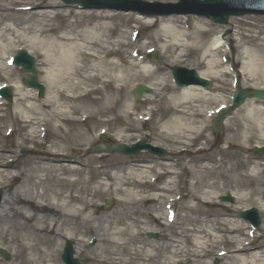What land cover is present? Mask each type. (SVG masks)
<instances>
[{"label":"bare ground","instance_id":"1","mask_svg":"<svg viewBox=\"0 0 264 264\" xmlns=\"http://www.w3.org/2000/svg\"><path fill=\"white\" fill-rule=\"evenodd\" d=\"M0 1V58L7 62L12 50L19 48V45L15 46L16 43L28 46L29 52H41L42 67L39 65V70L41 80L45 81L47 87L43 102L35 99L34 90L22 92L19 82H16L13 86L18 95L12 101L15 117L11 123L20 122L27 129L22 143L27 139L36 142L48 129L54 132V140L29 165H22L14 174L13 171L0 169V178L3 179H0V183L5 182L8 188L0 201V237L13 246L15 255L28 264H56L55 239L58 235L69 239L103 229L104 235L100 242L104 246L98 254L87 258L90 264H181L182 257L190 259L192 264H212L213 260H216V264H264V227L262 242L253 246L256 248L254 251H250L253 232L248 231V222L230 219L227 213L220 210L211 212L202 207L199 210L197 206L185 205L186 214L181 218V223L177 222V215L172 223L167 222L170 207L178 200L174 197L178 194V167L170 159L155 158V163L125 158L109 160L99 169L107 182L99 180L102 179L100 177L96 180L84 178L82 168L64 162L71 146L77 145L78 150L82 146L81 141L87 142L82 131L75 133L67 129L68 123L81 124L88 118L108 115L113 109H117L120 113L118 117L125 120L124 125L116 127L114 138L129 143L140 127L131 123L133 112L127 102L126 90L135 80L151 78H156V86H152L154 96L148 99L151 105L146 114L164 120L159 125L160 134L173 144L188 149V142L199 139L207 129L203 121L197 120L199 115H206L208 110L200 109L201 106L196 103L206 92L203 88L171 87L166 78L157 73V69L141 65L143 61L137 57L140 52L137 42L128 37H123L122 41L109 40L105 31L110 33L114 28L107 26L106 15L96 13L85 21H69L62 11H55L61 6V1L51 5L52 0H47V4L41 5L46 0H33L35 6L39 7L38 11H33L37 18L32 24L25 21L20 27L21 24L15 21L16 9L13 4L22 0ZM58 15L68 20L63 27L53 24ZM162 20L166 22V19ZM195 25L192 32L182 33L181 39L179 35L172 43L166 41L161 46L163 56H183V50L176 53L182 46L201 50V55L208 58L213 50L230 40L229 36L222 38L218 35L204 47L207 40L204 39L202 28L205 24L196 21ZM162 29L165 33H172V36L177 35L174 27L168 23L162 25ZM156 40L161 41V37L157 35ZM131 46L134 47L131 51H123V60L109 58L112 52L122 53L120 47ZM170 62L175 63L177 60ZM205 62L208 68L216 64L212 57ZM258 64L249 61L245 70L253 74ZM1 69H6L2 61ZM237 71L243 73V70ZM199 73L205 78L218 76L211 69ZM82 101L86 107L83 103L76 106L77 102ZM113 120L106 119L102 123L110 125ZM224 124L228 131L226 142L229 144H233L234 140L244 144L253 138L264 139V111L256 107L248 108L244 115L227 122L225 120ZM8 131L9 128L5 127L2 134ZM10 158V155L0 152V163ZM19 161L17 158L16 164ZM208 161L212 163L208 164ZM77 163L83 165L81 161ZM199 163L194 166L187 161L182 165L194 177L186 200L209 199L217 204L216 200L213 201L217 195L210 189L217 188L218 184L206 182V179L218 174L217 178L223 177L235 185L239 192L234 195L236 200L256 197L259 201L255 205L264 213L263 159H243L235 166H226L223 162L214 164L209 157L200 159ZM160 176H167L168 179L156 186ZM199 178L202 180L199 185L208 189L200 195L196 191ZM18 179V184L12 188V182ZM105 194L117 196L118 208L109 214L98 213L96 207V199ZM19 199L28 200L31 205L17 207L16 201ZM150 202L159 204L153 214L147 207H140ZM40 208H45L47 214L40 213ZM148 214L156 219L161 218L167 228L179 226V239L169 237L160 246L151 245L142 237L146 232L153 231L146 219ZM79 241L83 242L82 239ZM84 251L79 250L77 253L82 254Z\"/></svg>","mask_w":264,"mask_h":264},{"label":"rangeland","instance_id":"2","mask_svg":"<svg viewBox=\"0 0 264 264\" xmlns=\"http://www.w3.org/2000/svg\"><path fill=\"white\" fill-rule=\"evenodd\" d=\"M33 0H22L16 1L13 4V7H15V21L21 26L24 25L25 21H28L29 23H33L34 20H36V15H33V11H38V6H35V4L32 2ZM148 1H161V2H174L176 0H148ZM47 0L43 1L41 5L47 4ZM51 5H55L58 0H52ZM0 4L2 2L0 1ZM61 6L58 8H55V11H62L63 15H67L69 17V21L73 19H81V20H87L88 17H94L96 13H100L101 16L106 15L108 17L107 26L114 30H112L110 33L105 31L106 35L108 36L110 41L115 40H124L123 37H132L133 41L137 42L136 45L140 47V52L138 57L143 61L140 62L141 65H147L150 69H157V73L161 76L165 77L168 81L169 85L171 87L176 86L173 84L170 78V71L172 66H184L186 68H193L196 69L199 72H204L205 69H211L213 72L217 73L218 76L214 78H209L213 85L209 91L200 92L204 93L201 98H199L196 102L198 106H201L200 109H208L211 110V115L208 121L206 122L205 115L202 113L198 116L197 120L203 121V124L207 126V129L203 133V135L195 140V141H189V147L188 149H184L183 146L173 144L168 138L165 136H162L160 133V126L164 120H160L159 116H151L149 120L143 121V119L139 120L137 122L138 117H143L144 114L147 113V110L150 108V103L148 102L150 98L154 96V91L152 89V86L156 83V78L151 79H142V80H135L129 88L126 90L127 94V102L129 103L130 111L133 112L131 114V123L135 126L140 127V133L142 136H145L148 139V142L155 144L157 146H160L168 152H170L171 157L166 156L167 158H171V163L175 164L177 168V172L179 173L178 178L176 179V182L178 183L177 191L180 192L182 195V200L175 203V207L177 209V212L179 214L180 223L182 222V217L186 214V210L183 206L185 205H191V206H197L200 210V207L210 210L211 212H214L216 210H220L224 213H227L229 215L228 217L235 220H241L237 217V212L239 210L242 211V209L248 208L250 206H256L255 202H258L256 197H250V199H242V200H236L234 195H237L238 190L235 187L233 183L227 182L223 177L217 178L215 174L213 177H209L206 179V182H216L217 188L210 189V191L216 193L217 195L216 203H213L211 201H208L209 199H194L192 201L185 200V197H188L190 195V186L191 183L194 181V177H192L191 173L187 168H184L182 165H184L185 162L190 161V165L198 166L200 159L202 158H209L211 157L214 161V164L217 163H226V166H235L238 164L240 160L243 159H251L256 160L257 154L254 152H251V148H253L254 145L257 143H263L264 145V139L261 138H253L252 140L248 141L247 143H242L237 140H234L232 143L229 144L226 141V137L228 136V131L225 127V121L223 122V129L221 132V135L218 139V141H215V133L213 131V127L211 125V117L213 116V112L216 110V108L220 105V103L225 102V105H227L230 101V96L234 92L232 87V82L234 79V74L231 69L229 68V54L226 46H222L216 50H213V54H209L208 58L212 57L213 60H215L216 64L212 67H207L206 62L208 58L203 57L201 50H192V48L185 49L182 46L177 50L178 52L185 53L183 56L178 57L176 55L165 57L163 56V49L161 46L164 43L167 42H173L176 37L182 38L181 34L184 32H192L194 28L196 27V21H202L204 22V27L202 28L204 39L207 40L204 47L208 44V41L213 38L217 37L224 32L226 36H229L230 38V46H232V51L234 52V66L237 67L240 70H243V73L241 72V86L243 88H264V16L259 15H244V16H234L230 17L228 20L227 25H217L210 21V19L198 17V16H170V17H146L138 15L137 13L133 12H123V11H114V10H107V9H80L77 7L76 4L66 6L61 1ZM18 8H23L18 9ZM25 8V9H24ZM53 8V7H51ZM19 11H22V13H19ZM25 13V14H24ZM29 15V16H28ZM61 16L60 18H58ZM56 16L53 20V24L55 26L63 27L68 20L62 15ZM166 19V22H164ZM165 23L170 24L172 27H174L175 33L177 35L172 36V33H165L162 29V25ZM137 32V33H136ZM159 35L161 37V41H157L156 37ZM167 41V42H166ZM19 45V48L28 50V46L23 45L22 43H16L15 46ZM18 48V49H19ZM113 48H116L113 46ZM134 47H120L119 49L121 52H112L111 55H109V58L115 61L123 60V51H131ZM16 49V47H15ZM12 50V55L16 54L17 50ZM185 49V50H184ZM154 50L157 54L156 59L152 61L150 59L149 51ZM35 57V64H36V75L39 82L43 83L45 86L44 95L42 98H38L37 91H35V99L38 101H43L46 99L47 95V87L45 81L41 80V70H39L40 59H41V52L35 51L30 52ZM10 55V54H9ZM177 60L175 63H171L170 61ZM0 61H2L3 66H5L6 69L0 70V84L4 83L9 85L12 88L13 93V100L18 95V92L15 91L14 86L16 82H19L20 87L22 88V92L26 93L29 92V88L26 90L25 85L22 83L21 80L26 76V73L21 71L20 67H14L7 65V62H3L4 59L0 58ZM252 61V62H259L258 66H256L255 72L253 74L248 73L246 69V63ZM139 63V62H134ZM42 67V66H41ZM135 84H143L150 87V93L146 94L145 100L143 99L142 104L135 103L134 100V86ZM156 86V85H154ZM33 90V89H30ZM31 92V91H30ZM92 95V94H91ZM143 98V97H142ZM43 99V100H42ZM10 103H4L0 106V152H5V154H8L11 156L10 159H5L0 163V169H3V171H13V174L17 172V169H21L22 165H29L33 159L37 156H40L43 152L46 146L54 140V132L52 129L46 130V134L44 138H38L36 142H32V140H26L25 142H21L23 138L26 136L27 129L22 127V124L20 122H11L13 121L15 117V107L13 102ZM83 103H86L84 101L77 102L76 106ZM256 107L258 109H261L264 111V100H256V99H248L246 102L239 107L237 110L231 111L228 116L226 117V122L229 119H232L234 117H239L241 115H244L248 108ZM204 112V111H203ZM119 111L117 109H113V111L108 115H98L92 118H88L85 122H81V124H73L68 123L66 126L67 129H70L72 132H80L82 131L87 138V142L81 141L82 146L77 150V145H73L70 147V152L68 153V156L65 157V163L71 166H75L79 169H83L82 175L84 178L91 177V179L96 180L98 177L102 178L99 180L107 182L104 177L100 174V167L103 165V163L109 161V160H120L122 158L125 159H136L137 160H149L157 162L154 158L150 157L145 152H141L137 156H126L118 153H110V154H104L100 157H96L94 153H91L88 150H84V144H87V146H94L96 144H102L103 146H109L112 143H118L114 138V135L116 133L117 128L122 125H124L125 120L122 117H118ZM3 115V116H1ZM138 115V116H137ZM113 124H107L102 123L103 120L106 119H112ZM206 122V123H205ZM107 124V125H106ZM6 125V126H5ZM11 125V126H10ZM11 127L13 129L12 133L10 135L2 134L5 130V127ZM106 129V133L104 134L107 141H102L99 139L98 135L102 130ZM159 132V133H158ZM139 131L134 132L135 136H139ZM158 133V134H157ZM260 133V132H259ZM135 136L133 135L132 142L135 140ZM130 141V142H131ZM43 143V144H41ZM128 144L127 142H124ZM23 148H28L33 150L32 154H22L21 150ZM201 148V149H200ZM183 149V150H182ZM200 149V150H199ZM175 151V152H174ZM198 151V152H197ZM12 152V153H11ZM14 158V160H13ZM20 159L18 164H16V159ZM77 161H81L83 165L81 166ZM211 164L212 162L208 161V164ZM100 166V167H99ZM1 181L3 180L0 178ZM167 176H160L157 180V184H160L162 181L167 180ZM18 180L12 182V188L18 184ZM202 182L201 178L198 179V185L196 191L199 193L204 192L205 190H208L206 187H202L200 184ZM17 183V184H16ZM4 182L3 184L0 183V193H1V200L3 196L6 194L7 187ZM156 186H152L151 188H154ZM10 188V190L12 189ZM231 194L234 198V201L232 203H224L220 202V195L223 194ZM197 195V196H199ZM112 198L114 200V203L112 207L108 210H104L102 208L103 202L105 199ZM0 200V201H1ZM203 200V201H202ZM31 202L25 199H19L16 201L17 207H27ZM158 205L156 202H150L144 205H140V207L148 208L150 214L154 213L156 208H158ZM96 207H98V213H105L109 214L113 211L117 210L118 204H117V196L105 194L101 198L96 199ZM95 208V207H94ZM93 208V209H94ZM93 209H90L89 211H93ZM40 213L47 214L48 211H46L45 208H40ZM260 215H261V224L256 230L257 236L251 241V249L250 251H254L256 248L253 246L257 245L258 243H261L262 238V231L264 227V213L262 210L259 209ZM188 213V212H187ZM190 215V213H188ZM226 215V216H227ZM149 218L150 225H152L153 232L161 233L159 234V238L157 239H150L148 237V233H145L142 235L144 239L149 241L151 245H159L162 244L163 239L162 237H171L174 236L176 239H179V233L180 229L177 227L175 228H164L163 225L159 224V222H154L151 224L152 220L151 215H146ZM182 218V219H181ZM162 221V219H159ZM158 225V226H155ZM160 231V232H158ZM51 232L48 234L50 235ZM104 235L103 229H97L93 231L92 233H83L82 235H77V237L69 238L73 242V248H74V256L76 258H79L81 260V264H90L87 260L88 257H91L95 254H98L103 246L104 243L100 242L102 236ZM169 235V236H167ZM79 236V237H78ZM91 236H94L96 238V244L89 249L87 247L88 240ZM68 239V240H69ZM79 239H82V241H79ZM56 243L57 248L55 258H56V264H62V261L60 259V254L63 247V236L58 235L56 237ZM0 246L5 249L7 254H9V259H4L0 257V264H28L23 261L22 258H20L19 255H15L13 249V246L6 242V239H3L0 237ZM96 248V249H95ZM93 249V250H92ZM79 250H85L84 253L78 254ZM86 253V254H85ZM183 253V252H182ZM184 254V253H183ZM183 258V263L181 264H192L191 261H189L187 258ZM157 260L154 262L156 263ZM212 264H215V260L211 262ZM29 264H36V263H29Z\"/></svg>","mask_w":264,"mask_h":264},{"label":"water","instance_id":"3","mask_svg":"<svg viewBox=\"0 0 264 264\" xmlns=\"http://www.w3.org/2000/svg\"><path fill=\"white\" fill-rule=\"evenodd\" d=\"M64 1H66L67 3L68 2L70 3L78 2L82 5V7H85V8H103V7L108 8L109 7V8L123 9V10H129V9L139 10L138 8H136L138 6H135L134 4V3H137L136 1L138 0L130 1V2H133L134 4L131 6L123 5L124 3H126L123 0H64ZM192 1H193V4L199 6L201 10L199 8L192 7L193 9L191 11L187 10L188 12H195L201 15H205L207 17H211L213 18L212 20H214L217 23H226L230 15H243L246 13H260V14L264 13V0H202V1L192 0ZM139 11L142 13H146V14L159 13V12L149 13V11H145V10H144L145 12L143 10H139ZM152 58H155V54H153ZM15 63L20 64L23 68V71H28V72L30 71V74L24 80L25 84L28 87L37 88L40 94H42L43 86L36 81L33 58L29 56L26 52L21 51L20 54L17 56ZM195 72H196L195 70L194 71L186 70L184 68L175 67L173 69V75L176 79H178L176 84L180 86H184L190 83H193V84L195 83V84H200L208 88L210 85V82L204 78L199 77L197 73ZM181 74H186L188 77V80L187 81H185L184 79L181 80L180 79ZM235 89H236V92L233 95V101H231L233 102L232 107L229 110H223L221 112H218L219 114L214 120V129L216 133H218V135L220 134L222 130L220 122H222L223 118L227 115L228 111L240 106L247 97H253L256 99L257 98L264 99L263 89L253 88L251 90L245 91V89L239 88L237 80H236ZM148 91L149 89L146 86H138L136 88V95H135L137 102H140L138 95L142 94L143 92H148ZM2 94L6 97L8 101H10L11 93L9 89L3 90ZM142 147H147L148 149H150V151L155 150L159 153L164 152L163 150L158 149L157 147L152 148L150 147V145H146L144 141L136 145V147L133 146L131 148H127L126 145L121 144L115 148L96 149L94 151L110 152L116 149V151H119V152L134 154V153H137L139 148H142ZM255 151L264 153V148H260V149L255 148ZM222 199L231 200L230 196H224L222 197ZM111 204H112L111 201H107L105 207L108 208ZM240 215L245 216V217H250L253 220V224L256 226L260 222L259 213L255 208H251L248 211H242V213L240 212ZM72 253H73V250H72L71 243L67 242L66 247L64 249V253H62L61 255L62 259L65 262H67L66 264H79V261L77 259L72 258Z\"/></svg>","mask_w":264,"mask_h":264}]
</instances>
